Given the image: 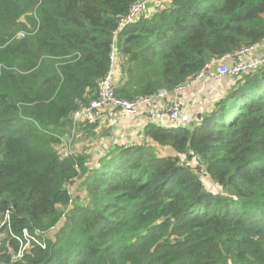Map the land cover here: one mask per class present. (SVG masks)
I'll return each mask as SVG.
<instances>
[{
  "label": "trees",
  "instance_id": "obj_1",
  "mask_svg": "<svg viewBox=\"0 0 264 264\" xmlns=\"http://www.w3.org/2000/svg\"><path fill=\"white\" fill-rule=\"evenodd\" d=\"M137 1L0 0V264H264V65L184 126L78 148L98 123L81 122L60 156L112 46L115 94L134 99L264 37V0H169L118 30ZM23 229L43 246L13 259Z\"/></svg>",
  "mask_w": 264,
  "mask_h": 264
},
{
  "label": "built area",
  "instance_id": "obj_2",
  "mask_svg": "<svg viewBox=\"0 0 264 264\" xmlns=\"http://www.w3.org/2000/svg\"><path fill=\"white\" fill-rule=\"evenodd\" d=\"M148 0H138L130 5L127 13L117 21L118 30L132 23L146 13ZM264 65V37L256 44L244 45L235 50L225 53L214 60L207 61L203 67L190 79L178 84L172 90L160 89L156 93L147 96H138L134 99H125L115 94L114 81L121 74L117 63L116 50L112 46L110 51V67L106 74L98 81L97 96L86 105H82L72 111L71 135L61 139V157L72 153L73 134H77V125L81 122L97 123L105 117L106 112L122 113L128 117H135L142 112L150 122L163 123L164 126H184L192 120L196 113L190 111L185 101L174 99L167 103L159 104L167 94H186L189 89L193 91H205L210 87L216 92L223 90L222 82L227 77L239 76L241 73L253 71ZM191 99V98H190ZM193 103L203 104V100L191 99ZM197 117H200L197 116ZM4 221L0 222V227ZM19 241V249L12 253L13 259H19L27 249L29 241L34 240L26 229L22 231V237H16ZM42 245V244H41ZM43 246V245H42Z\"/></svg>",
  "mask_w": 264,
  "mask_h": 264
},
{
  "label": "crops",
  "instance_id": "obj_3",
  "mask_svg": "<svg viewBox=\"0 0 264 264\" xmlns=\"http://www.w3.org/2000/svg\"><path fill=\"white\" fill-rule=\"evenodd\" d=\"M153 0L147 1V6L150 4V11H154L155 9H158L162 6H157L159 4L158 0H155L154 3ZM169 0L167 2L163 3L164 5H167ZM148 11V10H147ZM218 94L214 89L211 87L205 91H193L189 89L186 91V94H180V95H174L173 93L167 94L163 99H161L158 103H167L171 100L178 99L183 100L185 103L188 104L189 109L193 108L194 112L196 113V116L200 115V111L208 110L210 104L213 102L215 96ZM201 97H205V99H209L205 102L203 100V104L193 103L191 105L192 100L191 99H199ZM191 98V99H190ZM150 121L144 115L142 112L141 114L135 116V117H128L122 113H116V112H106L105 117L100 120L92 131L86 132L87 134L84 136L87 138V143H91L92 145H95L97 141H107V143H110L112 140L113 142L118 141L120 143H140L143 140V128L147 123ZM161 124V123H160ZM122 136V138H121ZM73 144V143H72ZM105 147H110V145L103 143ZM74 147V145H73ZM100 148V146H99Z\"/></svg>",
  "mask_w": 264,
  "mask_h": 264
},
{
  "label": "rangeland",
  "instance_id": "obj_4",
  "mask_svg": "<svg viewBox=\"0 0 264 264\" xmlns=\"http://www.w3.org/2000/svg\"><path fill=\"white\" fill-rule=\"evenodd\" d=\"M150 0H148L149 2ZM155 0H153L152 2L154 3ZM159 1V4L157 6H163L165 2H167V0H158ZM150 8V4H148V6L146 7V11L148 10V12L150 11L149 10ZM224 81V80H223ZM201 99H204L205 102L208 101L209 99H205V97H201ZM190 111H193V108H190ZM161 125H164L163 123H161ZM186 125V124H185ZM77 143H78V148L79 146L83 143V142H86L87 143V138L85 137H77L76 139ZM77 148V144L74 143V147H73V150ZM61 150V149H60ZM73 152V151H72ZM203 183H204V186L208 189H215V190H218L219 187H218V184L214 181H212L210 178L209 180L207 178L203 179ZM67 191L68 193L70 194L71 196V201H70V204L73 202V198L78 195V197L80 198H83L84 197V193H83V190H81L80 187H78V182L76 180L75 183L73 184H70L67 186ZM48 236H50L48 234Z\"/></svg>",
  "mask_w": 264,
  "mask_h": 264
}]
</instances>
